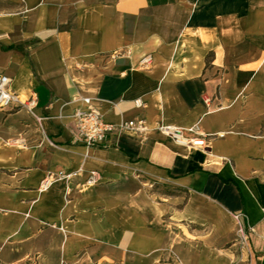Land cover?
<instances>
[{"label": "crops", "instance_id": "1", "mask_svg": "<svg viewBox=\"0 0 264 264\" xmlns=\"http://www.w3.org/2000/svg\"><path fill=\"white\" fill-rule=\"evenodd\" d=\"M0 74L43 118L0 109V264H264V0H0ZM78 98L207 146L126 131L88 149Z\"/></svg>", "mask_w": 264, "mask_h": 264}, {"label": "built area", "instance_id": "2", "mask_svg": "<svg viewBox=\"0 0 264 264\" xmlns=\"http://www.w3.org/2000/svg\"><path fill=\"white\" fill-rule=\"evenodd\" d=\"M153 63V54H148L140 60L139 66L142 69L149 70ZM11 82L12 80L10 77L5 74H0V109H25L33 118L37 120V122L40 123L43 118L39 117L36 112L37 99L34 96H31L27 100L21 99L19 94L11 88ZM76 100L77 102L81 101L85 105L84 108L75 109L72 115L77 128V139L88 149L102 146L107 142L109 136L126 131L133 132L139 136H145L152 132H158L171 138L177 144L187 148L207 146L205 138L200 135V127L198 125L189 130L196 133L197 137L189 139L185 136L184 130L181 128L165 125L160 122L151 125L146 118L141 116L131 120H122L119 124H113L105 120L99 106V101L93 100L92 98H78ZM111 105L113 108H118V104L112 102ZM134 105L137 109H143L146 107L142 98L135 100ZM72 177V175L66 176L67 179H71ZM98 181V173L92 172L87 179L85 186L93 187L98 183ZM54 182V176L49 175L42 181L40 190H49ZM233 217L237 227V235L240 243L242 245L249 246L252 229L246 223L247 218L245 213L238 212L235 213Z\"/></svg>", "mask_w": 264, "mask_h": 264}, {"label": "rangeland", "instance_id": "3", "mask_svg": "<svg viewBox=\"0 0 264 264\" xmlns=\"http://www.w3.org/2000/svg\"><path fill=\"white\" fill-rule=\"evenodd\" d=\"M156 191H159L158 189H160V192L162 193H167V190L166 189H163V187L161 186H157L154 188ZM235 244H237V248H238V251L239 253H246L249 255V249H248V246H245V245H242L240 243V240L238 238V235H237V227H236V224H235Z\"/></svg>", "mask_w": 264, "mask_h": 264}, {"label": "trees", "instance_id": "4", "mask_svg": "<svg viewBox=\"0 0 264 264\" xmlns=\"http://www.w3.org/2000/svg\"><path fill=\"white\" fill-rule=\"evenodd\" d=\"M249 245H250V242H249Z\"/></svg>", "mask_w": 264, "mask_h": 264}]
</instances>
